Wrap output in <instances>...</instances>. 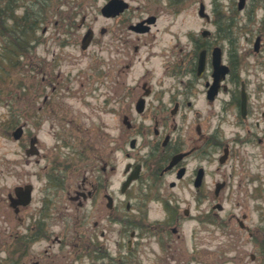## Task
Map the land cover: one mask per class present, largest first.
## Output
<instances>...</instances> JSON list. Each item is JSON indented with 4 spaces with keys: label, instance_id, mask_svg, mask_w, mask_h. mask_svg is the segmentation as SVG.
<instances>
[{
    "label": "flooded vegetation",
    "instance_id": "flooded-vegetation-1",
    "mask_svg": "<svg viewBox=\"0 0 264 264\" xmlns=\"http://www.w3.org/2000/svg\"><path fill=\"white\" fill-rule=\"evenodd\" d=\"M12 3L0 0V19L8 22L12 17ZM250 3L252 6L242 11L238 2L237 11L230 9L227 29L218 8L213 9L210 19L200 17L217 27L213 32L200 30L197 35L189 32L186 38L190 47L175 62L168 60L167 49L153 53L150 49L155 44L141 53V48L148 46L147 37L156 38L154 28L159 17L150 14L133 22L128 19L130 9L118 16L106 12L104 18L113 23L101 28V55L91 54L87 67L74 74L62 69L67 61L65 48L78 38L74 18L56 21L53 32H48V26L34 35L30 46L36 51L45 45L42 51L49 52L56 45L58 51L50 60L37 58L36 96L25 97L19 111L10 105L6 125L20 149L17 154L23 156V166L37 165L36 178L42 182L36 186L24 180L5 190L0 187V194H4L0 205L3 202L6 209L0 213L5 218L0 226V264H108L111 245L116 247L111 263L129 264L122 248L140 258L151 238H157L164 247L168 261V235L179 233L183 225L181 214L171 208L172 201L177 200L172 190L187 184L195 190L196 200L208 198L204 184L196 187L207 149V157L212 159L221 148L228 150L230 158L235 147L244 142L256 141L264 147V132L260 131L263 83L241 79L236 57L225 58V47L217 42L210 45L207 40L212 37L219 42L224 31L231 36L234 23L239 22L234 14L253 16L258 9L264 11V0ZM152 18L154 22L148 23ZM144 21L141 29L148 27V31H136L134 26ZM250 34L256 39L254 51L263 55L264 30L257 34L250 30ZM3 37L10 39L11 33L0 32V39ZM97 43L94 37L90 47ZM217 59L220 70L221 65L227 68L224 77L221 71L215 74ZM30 64L33 66L34 59ZM137 64H142V70L135 75ZM76 94L81 105L104 117L111 115L112 127L106 119L93 118L68 105L65 100ZM202 97L209 106L223 105L222 117L229 111L235 114L238 126H246V134L239 130L234 139L221 145L220 139H215L219 138L217 131L205 132L202 121H210L216 113L208 112L205 117L195 111V102ZM190 112L197 121L195 134ZM17 117L22 122L13 127ZM19 128L22 136L15 140ZM175 133H179L177 137ZM39 134L51 137L52 142L38 139ZM178 156L181 160L171 166ZM124 159L128 160L125 165ZM11 163L9 160L10 167ZM10 167L9 177H17ZM180 170L183 177L179 179ZM168 177L173 178L169 183ZM152 203L160 205L161 217L150 218Z\"/></svg>",
    "mask_w": 264,
    "mask_h": 264
},
{
    "label": "rangeland",
    "instance_id": "rangeland-1",
    "mask_svg": "<svg viewBox=\"0 0 264 264\" xmlns=\"http://www.w3.org/2000/svg\"><path fill=\"white\" fill-rule=\"evenodd\" d=\"M107 1L109 0H17L12 3V17L8 22L0 19V32L3 35L6 34V31L11 33L10 39L5 37L0 39V187L4 190L5 188L14 187L18 183L21 184L24 180L25 182L30 181L36 186L42 182V180L40 181V179L36 178V173L39 170L37 165L23 166V156L21 153L17 154L20 149L17 142L11 137V131L9 126L6 125V120H8L10 105H12L15 112L19 111L25 97L36 96V82L38 80L37 58L45 57L50 60L53 58L54 51H58L56 50L58 48L57 45L50 47L51 50L49 52L42 51L45 45L39 52L31 47V42L28 41L29 53L16 56L13 54L12 41L13 39L16 40L19 35L13 34L11 28L7 29L9 28L8 26L13 25L17 19L21 20L28 11L35 17L39 16L35 32L27 34L28 40L31 41L34 35L41 33L45 27L49 26L51 29L48 32H53L52 28L56 21H63V19L68 17L74 18L73 21L75 22L78 38L74 45L65 48V59L67 61L62 65L64 72L72 70L74 74L77 69L87 67L91 54L97 53L98 56L101 55V28L105 24L110 25L113 23V21L106 20L101 13V9ZM125 1L130 5L128 19L131 18L133 22L150 14L159 17L158 24L154 28L156 38L148 36L146 39L148 46L142 47L141 53L151 48V44H155L150 49L153 53L162 50L166 51L167 49L168 60L172 59L175 62L177 59L183 58L184 52L190 47L186 38L189 32H194L197 35L200 30L208 29L213 32L217 27L216 24L210 25L205 19L200 18L198 11L201 1L205 3L206 12L210 16H212L213 9L218 8L221 23L227 29L226 25L230 16V9L237 11L236 4L238 0ZM248 5L252 6L250 2ZM234 16L238 18L239 22L234 23L235 26L231 36L224 31L219 42L211 37L207 38L208 43L212 45L217 42L225 47V58H230V55L236 57V68L240 73L241 79L262 82L264 86V54H256L254 51L256 39L255 36L250 34V30H255L256 34L261 28L264 30V25H261L264 19V11L258 9L253 16L246 15V13H236ZM128 24L129 22L125 24L126 32ZM79 25L81 26L79 27ZM88 29L94 31L98 43L87 50H83L81 45ZM132 36L135 37L134 35ZM143 42L144 40L141 43ZM4 43L5 47L2 45ZM167 44L168 47L165 46ZM181 49H184V51L182 52ZM14 57L16 58L15 62ZM30 59H34L33 66L30 64ZM156 64L158 65V61ZM177 68H181V66ZM141 70L142 64H137L135 75L139 74ZM3 71L5 76H3ZM171 80L173 81V79ZM79 98L80 95L76 94L75 98L68 97L65 101L81 113L90 114L96 119H106L112 127L111 115L104 117L99 112L81 105ZM195 104V111L201 112L205 117L208 116L206 115L208 112L216 113L214 118H211L212 115L210 116V121L208 119L202 121L205 132L215 134V131L218 130L216 136L219 135L220 139L222 138L228 142L236 137V131L240 130L242 134H246V126H238L235 114L229 111L225 116H221L224 113L221 112L223 105L220 103L209 106L202 97ZM188 117L193 126L192 133L195 134L194 128L197 121H194V115L191 112ZM13 121V127L16 126L17 122L18 124L22 122L18 117L13 118ZM185 131L186 128L184 132L179 133L183 134ZM260 131L264 132V120L262 119ZM254 132L258 134L257 130ZM179 133H175L174 136L177 137ZM39 138H42L48 144L52 142L49 136L39 134ZM215 142L217 143V140ZM251 142L237 145L235 154L230 157L225 166H220L217 160L223 153L222 148L214 156V159L207 157L210 151L209 149L206 150L208 153L204 156L203 166L207 173L204 180V190L208 192V198L201 201L196 200L194 196L195 190H192L187 184H182L179 188L172 190L178 201L173 200L171 208L175 210V213L178 211L181 214L183 225L179 233H170L168 235V261L164 247L159 244L157 238H151L150 242H146L145 253L140 258L135 257V255H128L127 247L124 246L122 248V256L125 257L126 263L264 264V147L258 146L256 141L254 143ZM9 151L12 154H9ZM9 160L12 162L11 167L8 164ZM127 162L128 160L124 159V165ZM9 167L18 174L17 177H9ZM218 167L221 168V171L217 170ZM21 176L22 178H20ZM23 176L28 178L24 179ZM172 179L168 177V183ZM224 181L227 185L218 200L224 205V210L217 212L213 210V206L216 204L214 200L215 185L217 182L222 183ZM4 190H2L3 193ZM3 198L4 194H0V200ZM186 209L191 211L192 216L189 219H186ZM5 210V205L1 202L0 213H4ZM175 213H173L174 216H176ZM162 215L160 205L152 203L150 206V218L161 217ZM244 217H246V220ZM237 218L245 221V229L240 227ZM4 219V215L0 216V226L4 225ZM112 236L116 237V233L114 234L113 232ZM115 251L116 247L111 245L108 250L110 257L108 264H116L111 263V259L113 258L114 260L115 258Z\"/></svg>",
    "mask_w": 264,
    "mask_h": 264
},
{
    "label": "trees",
    "instance_id": "trees-1",
    "mask_svg": "<svg viewBox=\"0 0 264 264\" xmlns=\"http://www.w3.org/2000/svg\"><path fill=\"white\" fill-rule=\"evenodd\" d=\"M15 1H17V0H13L14 3H15ZM38 17L39 16L35 17L31 12L28 11L21 18V20L17 19L15 21V23L13 25H11L12 33L13 34L16 33L17 35H19V37L16 38V40L13 39V41H12L13 54L14 55H16V56H20L21 55L22 56L24 54H28L29 53V51H28L29 50V45L28 44L31 41L28 40L27 34L35 32V27L37 25L36 22L38 21ZM15 60H16V58L14 57V62H15ZM14 66H15V63H14ZM3 68H4V66H3ZM5 71L7 73V69ZM2 73H3V76H5L4 75V71Z\"/></svg>",
    "mask_w": 264,
    "mask_h": 264
},
{
    "label": "water",
    "instance_id": "water-1",
    "mask_svg": "<svg viewBox=\"0 0 264 264\" xmlns=\"http://www.w3.org/2000/svg\"><path fill=\"white\" fill-rule=\"evenodd\" d=\"M247 0H240V9L244 7L245 3H246ZM129 7V4L127 2H125L124 0H111L110 4L108 6H106L102 12L103 13H106V11L109 12V14L111 15H117V14H120L121 12H123L125 9H127ZM202 10H204L203 6H202ZM144 23H140L137 27H142ZM138 29H141V28H138ZM94 37V33L92 30H89L87 32V34L85 35V37L83 38V41H82V48L84 50H86L92 39ZM219 59H217L214 63V67H215V74L216 72L220 73V67H219ZM223 75L225 74V72H223ZM217 78H218V75H217ZM220 79L218 78L217 81H219ZM15 138L16 139H19L20 138V131H18L16 134H15ZM224 162V160L222 159V163ZM220 190V188H218V191ZM219 209H222V206H219Z\"/></svg>",
    "mask_w": 264,
    "mask_h": 264
}]
</instances>
